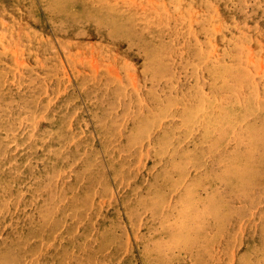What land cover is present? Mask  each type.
Segmentation results:
<instances>
[{"label": "rangeland", "instance_id": "1", "mask_svg": "<svg viewBox=\"0 0 264 264\" xmlns=\"http://www.w3.org/2000/svg\"><path fill=\"white\" fill-rule=\"evenodd\" d=\"M0 264H264V0H0Z\"/></svg>", "mask_w": 264, "mask_h": 264}, {"label": "bare ground", "instance_id": "2", "mask_svg": "<svg viewBox=\"0 0 264 264\" xmlns=\"http://www.w3.org/2000/svg\"><path fill=\"white\" fill-rule=\"evenodd\" d=\"M201 65V64H200ZM194 67V66H193ZM214 71H216V70H214ZM232 72V71H231ZM238 72V71H237ZM146 75V74H145ZM212 78V77H211ZM244 79H245V77H244ZM223 81V80H222ZM218 84V83H217ZM247 87V86H246ZM216 92H218V91H216ZM183 96V95H182ZM226 97V96H225ZM144 99V98H143ZM189 100V99H188ZM132 101V100H131ZM178 102V101H177ZM133 108V107H132ZM157 112H158V110H157ZM138 113V112H137ZM136 113V114H137ZM190 115V114H189ZM152 116V115H151ZM141 117H142V115H141ZM221 120V119H220ZM186 125V124H185ZM218 126V125H217ZM203 135V134H202ZM106 138V137H105ZM195 139V138H194ZM198 140V139H197ZM231 141V140H230ZM207 144V143H206ZM197 145H198V143H197ZM202 145V144H201ZM205 145V144H204ZM223 145V144H222ZM153 146V145H152ZM178 146V145H177ZM196 146V145H195ZM259 147V146H258ZM220 148V147H219ZM246 148V147H245ZM210 149V148H209ZM223 151V150H222ZM198 153V152H197ZM215 153V152H214ZM198 155V154H197ZM238 155V154H237ZM202 156V155H201ZM80 157V156H79ZM201 158V157H200ZM211 158V157H210ZM95 159V158H94ZM97 161V160H96ZM217 161V160H216ZM249 161V160H248ZM74 162V161H73ZM197 164V163H196ZM190 170V169H189ZM237 170V169H236ZM241 170V169H240ZM61 174V173H60ZM246 175V174H245ZM196 194V193H195ZM251 198V197H250ZM71 202V201H70ZM224 210V209H223ZM36 218V217H35ZM37 222V221H36ZM256 246V245H255ZM253 248V247H252Z\"/></svg>", "mask_w": 264, "mask_h": 264}]
</instances>
